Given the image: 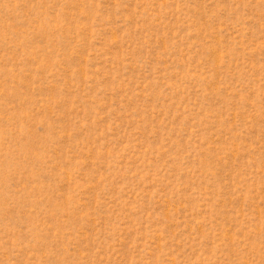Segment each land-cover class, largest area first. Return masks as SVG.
Segmentation results:
<instances>
[{"label": "rangeland", "instance_id": "374dc122", "mask_svg": "<svg viewBox=\"0 0 264 264\" xmlns=\"http://www.w3.org/2000/svg\"><path fill=\"white\" fill-rule=\"evenodd\" d=\"M0 264H264V0H0Z\"/></svg>", "mask_w": 264, "mask_h": 264}]
</instances>
